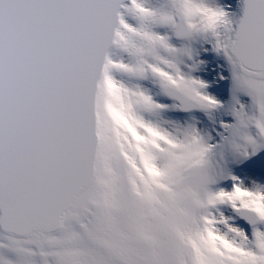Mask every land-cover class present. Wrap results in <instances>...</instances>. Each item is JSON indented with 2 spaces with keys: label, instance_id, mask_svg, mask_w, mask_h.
I'll return each mask as SVG.
<instances>
[{
  "label": "water",
  "instance_id": "1",
  "mask_svg": "<svg viewBox=\"0 0 264 264\" xmlns=\"http://www.w3.org/2000/svg\"><path fill=\"white\" fill-rule=\"evenodd\" d=\"M127 1L0 0L2 233L57 230L91 183L98 81ZM242 7L228 50L264 76V0Z\"/></svg>",
  "mask_w": 264,
  "mask_h": 264
},
{
  "label": "bare ground",
  "instance_id": "2",
  "mask_svg": "<svg viewBox=\"0 0 264 264\" xmlns=\"http://www.w3.org/2000/svg\"><path fill=\"white\" fill-rule=\"evenodd\" d=\"M134 1L138 3L143 2L142 6L148 8L149 14H153L152 21H150L152 27H139L132 16L127 14V12L132 8L128 6V4H124L123 7L121 6L122 9L120 11V17L125 14L128 15L126 25L131 26L134 29L133 32L135 34L140 31L147 33L145 38L138 39L135 36L132 41L133 47L140 50L137 57H134L131 54L123 59H126L128 68L134 75H139V72H141L142 69L146 72L148 71L147 68L153 67L157 70H161V72H164L165 77L163 75L158 76L153 74L151 79L149 76L144 75L145 79H151L149 83L155 86L154 90L147 87L148 83L144 81V76L142 78L143 83L134 82L128 79L125 81L122 80L124 82L120 94L122 103L119 104L116 111L120 112V115L124 116L125 120L132 118L138 121L136 128L137 131H139V139H141L142 143L149 134L154 133L157 135L159 143L157 148L152 150V153L147 158V161L151 160L152 162V157H156L157 154L160 155L157 161V169L160 171L159 175L162 176V183H165L166 188L163 190L154 186L149 187V194L147 197H141L139 200L142 204V210L139 209L136 212L139 215L136 216V218H140L141 214L149 208L152 210H163L160 217H157L164 218L166 217L165 214L169 213L167 208H171L173 200L178 196L191 198L192 202L196 203L200 202V200L202 202L204 201L205 193L208 192V188L204 187V180L207 178L206 173L213 174L215 171H218L217 174H227L231 169L230 167L221 166L222 164L217 161L212 162L211 155H213L216 151V145L214 144L216 140L214 139L212 130H215V133H217L220 128L219 125L216 124V120L213 122L214 124L211 125L212 123L206 122L203 117H207L208 120L213 121L212 118L215 116L220 123L221 113H226V108L223 105L224 100L221 99V95L218 94V90H216L215 87L221 86L222 82L224 87L223 89L227 92L230 93V89H232H229L227 86V77H231L234 73V68L231 66L233 59L229 53L228 46L233 34V29L239 20L242 1ZM138 16L140 17V15ZM211 16L212 20L210 18ZM166 17L172 18L173 20L178 19L177 23H181L183 21L180 17L186 18L187 20L185 21H187V26L185 28L189 30L187 36L181 40H172L169 37L170 31L172 29L180 31L179 28L181 27H174L172 25L173 28H171V30L169 29L170 25L165 28L161 27L163 23L166 22ZM230 17L232 18V28L226 34V37H223L220 33L222 24H226V21L229 20L228 18ZM215 18L219 19L218 22L209 28L199 44L198 40L195 38V29L199 26L201 29H205L206 26L212 23ZM125 33L126 32L122 27L119 28L116 32L115 43H117L119 36L125 35ZM200 46L203 49L202 52L209 54L211 59H207V57L202 56L201 52H199ZM202 61H204L203 64H207V68L204 72H202L200 77L197 78V74H193V71H200L202 69ZM108 67L109 66L105 68V71ZM240 74L243 77V81L256 91L258 88H264V76L257 77L252 74ZM223 77H225L224 81H222ZM213 80H215L214 83H212ZM201 84L203 85L202 87ZM208 84L211 85L207 87ZM164 87L175 88L179 93L197 105L195 112L200 115L198 118H195L194 123H197L196 126H194V123L193 125L183 123L181 120L164 114V110H173L176 108L177 104L176 101L167 99L165 96L158 99L157 96H152L153 93L158 94V90H162ZM103 88L104 87L101 84V89L98 91V95L96 96L98 107L99 98ZM206 88H210V90H206ZM158 107H160V109H157ZM236 107L237 106H234L231 103L229 105L230 112L234 113ZM161 108L164 110H161ZM259 120L264 128V115H261ZM226 124L230 128L229 130L232 131L233 122L227 121ZM113 126L118 129L117 136L118 140L123 144V150L126 151V154L129 156V160L135 164L136 160L134 156V149L132 143L128 139L127 133L125 134L123 131L124 129L121 127L120 121H115ZM102 145L96 151V172L92 185H90L89 188L82 193V195L78 196L72 206L68 209L62 219V226L56 231H52L50 233L44 232L38 235L15 236L1 234L0 252H2V248H8L12 252L14 250L17 251V254H0V264H28V262H23V257L27 255L34 256V251L29 249L30 246L37 251L41 258L42 254L40 250L42 248L45 249L46 247H49L51 244L55 245L53 248H49L48 250L51 261H54L52 255L55 256L56 253H66L70 257L65 262H61L62 264H106L105 262L102 263L100 255L93 251L92 248L88 247L83 249L82 241H78V239V243L75 247H61V241L64 242L70 238H78L80 236L82 237V240L85 239V241L89 243L92 242V244L98 245L97 248L93 247L94 250L98 249L99 252L108 254L107 245L104 243V240L106 241L108 238L101 236L102 239H99L97 234H88L87 231L79 225L80 215L82 213L85 220L86 218H91L92 227L97 228L98 230H106V224L97 222L92 213L93 211L98 210V208L94 203L88 201V193L96 183L97 175H100V172H102L100 169V163L102 160L101 156L104 153ZM203 147L205 148V151L210 149V154H208V156H204L202 154L201 148L203 149ZM228 150L229 152L227 154L226 152L224 153L225 159L223 164L225 161H235L236 157L234 151L232 148L230 150V147H228ZM191 159H197V163L195 162L196 164L192 167V169H188V171L186 170V172H184L183 167L187 165L189 161L191 162ZM207 159H209L208 162ZM122 163L125 174L134 176L138 175L137 172H135L136 168L131 170L126 166L124 167V164H126L125 160H123ZM196 171L198 172L194 173ZM185 174H187V176L186 178H183L182 176ZM217 174L214 173V176ZM258 175H260V173H257L256 175H252V173H242L244 180L240 186L239 204H243L249 208H252V204H255L256 206H260L264 209V181H262ZM102 177L105 178V180H109L110 178L105 176ZM174 179L176 181L172 182ZM183 182L184 188L182 189V192L180 194L175 192L177 189L181 188ZM259 182H262L263 184H260ZM147 183L149 182L147 181ZM137 189L142 191L143 187L141 183L137 184ZM258 193H260L259 196L256 195ZM195 195L197 196L196 200L193 199V196ZM146 199L152 200L151 206L148 205ZM191 209V206L188 205L187 212L189 213ZM192 218L193 221H197L200 219V216L196 212L193 213ZM112 219L113 221L118 222L117 216L112 215ZM189 219L188 217H181L179 220H175V232L184 238L191 237L192 240H197L201 244L205 253V264H261L259 258L263 259L264 257V232H262V235H260L259 238V248H255L250 245L249 235L245 231H241L238 226L227 224L218 228L211 227L210 229L214 231L213 236L204 238V235L201 236V227L197 224L192 225L193 221L190 222ZM227 219H232V217ZM168 220L169 218H164L163 220L159 219L158 221L156 220L157 222L154 223L152 228L156 231H163L166 229L170 231L171 227H169V225L171 221ZM130 225L132 227H137L135 223H131ZM142 238L143 237H139L137 240L141 241ZM145 239L148 240V238ZM132 242L136 245V241ZM21 245L26 246L21 247ZM122 248L126 250L124 253H115L113 257L108 254L110 258L109 264H113L112 261L116 264L118 261H121V264H133L127 258L130 256H136L139 260H142L149 255L146 253L139 254L137 248H130L127 246H123ZM164 249L166 252H169L168 248ZM90 253L93 254V257L91 258L88 256ZM218 253H220V255H218ZM183 257L186 262H188V255L186 253H184ZM47 261L45 263L41 261L39 264H48ZM53 264L59 263L55 262Z\"/></svg>",
  "mask_w": 264,
  "mask_h": 264
},
{
  "label": "rangeland",
  "instance_id": "3",
  "mask_svg": "<svg viewBox=\"0 0 264 264\" xmlns=\"http://www.w3.org/2000/svg\"><path fill=\"white\" fill-rule=\"evenodd\" d=\"M151 17L153 18V14H151ZM180 18L184 20L185 24L187 23V21H185L187 20L186 18H183V17H180ZM210 18L212 20V16ZM134 19L137 20V16L134 17ZM228 19L229 20L226 21V24H222V28L220 30L221 31L220 33L223 37L224 36L226 37V34L232 28V18L230 17ZM218 20L219 19L215 18L213 20V23H215L216 21L218 22ZM177 21L178 19L173 20L172 18L166 17V22H164L161 27L165 28V27H169L170 25L169 29L171 30L173 26L175 27ZM147 26L152 27L151 22ZM209 28L210 27L206 28L205 31H208ZM196 29H195V38H196L198 30H200L201 27L199 26ZM188 31L189 30L186 29L183 36L180 39H178V37L175 36V29H172L169 33V37L175 41L181 40L187 36ZM202 50L203 49L200 48L199 52H201ZM138 54H139V49L134 47L132 49V55L134 57H137ZM123 62H125V64L128 65L126 60H123ZM231 66L234 68L233 70L234 73L231 75V77H227V78L229 81H231V85H235L236 92H235L232 104L237 107L235 108L234 113H232L231 121L233 122V125H232L233 132H232L230 141L228 142L229 144L228 147H230V150L232 148L234 153L238 156L239 154H241L242 150L243 152H246V148H248V146L251 145L252 143V145H254V147L257 148L259 153L263 155L262 156L263 161L261 164H264V138H263L264 136L262 137V134L257 128L255 124V119H254L255 114L257 113L259 107L262 108V111H264V88H258V90L256 91L251 86L247 85L244 81L239 79L238 77L239 73L233 61H232ZM147 69L148 71L146 72L143 69L141 70V72H139V75H138L139 80H141V78H143L144 75L151 76L154 73L157 75L165 74L164 72H161V70H157L153 67L151 68L149 67ZM131 73L132 71L130 70L129 74ZM195 73H196V70L193 71V74ZM133 75L134 74H132L131 78H133ZM134 80L136 81V78H134ZM223 80H225V77H223ZM202 84H201V87L203 86ZM121 103H122V98L120 97L115 109H117V107ZM99 108H100V118H101L100 134H101L102 139L104 140L103 145H102L104 153L102 152L103 153L101 156L102 160L100 163V169L102 170V172H100V175H97L96 183L91 188V191L88 193V199H89L88 201L95 203L96 206L98 207V213L96 214V221L102 224L108 223V226L112 228L111 230L112 232L107 230L109 229L108 227L106 230H98L97 228H94L92 226L89 227L88 226L89 219L87 218V222H86L85 217L84 215H82V213L80 215L79 225L82 226L85 229V231H87L88 234H93V233L97 234L99 239H102L101 236L108 238L106 241L104 240V243L107 245V248H108L107 253L111 257H113L115 253H119V252L124 253L126 250H124L122 247L127 246L130 248L131 247L137 248V251L139 254H143V253L149 254L145 259H142V260H139L136 256H130L129 258H127L133 264H193L191 251H190V244H189V240L191 237L184 238L183 236L175 232V228H176L175 220H179V218L181 217H184V218L188 217L189 219V217L191 216L189 220L190 222L193 221L192 215L193 213L197 212L200 206L201 200L200 202L196 203V202H192L191 198H186L185 196H182V197L178 196L177 198H175L173 200L171 208L170 207L167 208L168 209L167 211H169V213L168 214L164 213L166 215V217L164 218H169L168 221H171L169 225V227H171L170 231L167 229L163 231H160V230L156 231L152 228L154 223H156L159 219L161 220L164 219L163 217L158 218L162 214L163 210H159V209L152 210L149 208V209H146V211H144V213L141 214L140 218H136V216H139L138 213L136 212L139 209L141 210L142 208V204L140 203L139 201L140 199L138 197H140L141 195L142 196L146 195V194L142 193V191L140 190L136 191L139 194H135V192H130V190L128 189L129 185L126 183L127 174H125L123 171L124 169L122 166L123 160L121 158L122 156L121 153L123 154H126V153L120 150L122 148V144H121V141L118 140V137H117L118 130L113 126V123L116 120L118 121L120 118L121 119L120 123L123 126V129H125L123 131L126 134L127 130L124 127V125L128 124V126H133L134 120H135V124H137L138 121L132 118L125 120L124 117L120 116L119 112H116L117 113L116 116L114 115L107 116V113L105 112V110L100 106ZM211 108H212V105H211ZM263 115H264V112H262V116ZM192 121L193 122L189 124L193 125L195 121L194 120ZM196 125L197 123H194V126ZM138 132L139 131H137V133ZM138 136H139V133H138ZM150 139H152V136L148 135V137L145 138L143 143L140 140L139 146H141L143 149L149 148ZM204 149H205L204 147L203 149L201 148L202 154L204 156H208V154L206 155V151ZM228 152L229 150H227V153ZM159 157L160 155L157 154L156 157H152V162L150 161L156 169V178L150 181L149 184L150 186H154L156 188H160L164 190L166 188V185L165 183H162L163 181L162 176L159 175L160 171L157 169L158 168L157 161ZM216 158L218 157L216 156ZM211 159L213 162V159H215V157H211ZM135 160L137 161V157ZM196 160H192L191 162L189 161V163L183 167L184 169L183 171L186 172V170L188 171V169H192L191 165H194L195 162L197 163ZM208 160L209 159H207V162ZM218 162L224 165L223 164L224 160L218 161ZM125 166L127 167V164H124V167ZM136 167H139V164L137 162H136ZM138 169H139V172H141L140 168ZM197 172L198 171L194 173H197ZM217 172L218 171H215L214 173L217 174ZM214 173L213 174L206 173L207 178L204 180V187L208 186L206 185L207 181L216 182L218 178L224 175L223 173H221V174H217L216 176H214ZM102 176L110 177V178L109 180H105V178H103ZM186 176L187 174L183 175L182 177L186 178ZM174 181L176 180L174 179L172 182ZM184 182L182 183L183 186L181 185V188L177 189L175 192L179 194L182 192V189L184 188ZM259 183L263 184L262 182H259ZM113 188H114V191H112ZM114 193H115V198L112 199L111 204L107 206H103L105 196H108V195L114 196ZM256 195L259 196L260 193ZM193 199L196 200L197 196L196 195L193 196ZM148 200L151 201L152 203L151 199H147V201ZM188 205H190L192 208L189 212L190 214L187 212ZM149 206H151V204ZM104 208H107V210H105ZM105 212L107 214L106 217H105ZM112 215L117 216L118 222L113 221ZM131 223L132 224L135 223L137 227H132L130 225ZM196 223L197 221H193L192 225ZM91 225H92V222H91ZM139 237H143L141 241L137 240ZM145 238H148V240ZM74 239H76V241H72V242L70 239L64 242L60 240L61 247H67L71 245L72 246L74 245L73 247H75L78 241H82L83 249H86L88 247L92 248L93 251L97 252L100 255L102 259V263L105 262L106 264H109L110 258L108 254H103L102 252H99L98 249L94 250L93 247L95 246L91 244L92 242L88 243L87 241H85V239L82 240V237L80 236ZM132 241H136V245L133 244ZM25 246L26 245H21V247H25ZM30 247L29 249L34 251V256L32 255L31 256L27 255L28 257L24 256L23 262H26V263L28 262V264H37V263L39 264V262H41L40 255L37 253V251L33 247H31L32 249ZM184 247H185V250H184ZM164 248H168L169 252H166ZM43 249L44 248H42L40 252L49 253V251H46V249L44 250ZM2 252L6 253L4 251ZM2 252H0V254H2ZM184 253L188 255V262H186L185 258L183 257ZM88 256L91 258L93 257V254L90 253ZM52 257L54 261L50 260V256L48 254L45 256L46 259L47 258L49 259L47 261L48 264H53L55 262L62 264L67 259H69L70 256L66 253L64 254L56 253L55 256L52 255ZM44 261L46 260L44 259ZM112 263L116 264L114 261H112Z\"/></svg>",
  "mask_w": 264,
  "mask_h": 264
}]
</instances>
